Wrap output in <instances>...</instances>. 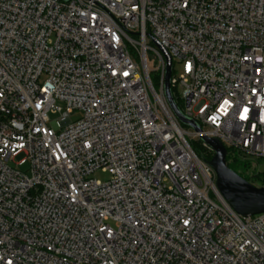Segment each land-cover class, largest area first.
Listing matches in <instances>:
<instances>
[{
	"label": "built area",
	"instance_id": "obj_1",
	"mask_svg": "<svg viewBox=\"0 0 264 264\" xmlns=\"http://www.w3.org/2000/svg\"><path fill=\"white\" fill-rule=\"evenodd\" d=\"M202 137L264 160V0H0V264H264Z\"/></svg>",
	"mask_w": 264,
	"mask_h": 264
},
{
	"label": "water",
	"instance_id": "obj_2",
	"mask_svg": "<svg viewBox=\"0 0 264 264\" xmlns=\"http://www.w3.org/2000/svg\"><path fill=\"white\" fill-rule=\"evenodd\" d=\"M171 77L172 66L168 62L164 83V93L168 105L183 126L201 133L200 126L184 116L176 104L172 95ZM201 142L214 153L212 159L207 163L216 173V186L223 199L237 214L244 218L263 214L264 187L257 188L253 186L228 167V152L221 142L208 137H202Z\"/></svg>",
	"mask_w": 264,
	"mask_h": 264
},
{
	"label": "rangeland",
	"instance_id": "obj_3",
	"mask_svg": "<svg viewBox=\"0 0 264 264\" xmlns=\"http://www.w3.org/2000/svg\"><path fill=\"white\" fill-rule=\"evenodd\" d=\"M151 47H155L153 43L150 44ZM148 57L151 58L149 60V65L151 69H154L157 66V61H154L153 58V54L152 52H149ZM183 74V67L180 64H176L175 66V74L174 76L176 77H180ZM151 79L152 82H154L156 84L157 81V75L156 73H152L151 74ZM81 118V115L79 114H75L72 116V119L74 121L79 120ZM186 129H190L189 127H185ZM197 143V142H194ZM201 153L204 155H209L208 151L201 146ZM25 159V156H19L14 163H11V166L23 173L26 174H30V163L27 162L26 164H24L23 166H17L16 164L20 163L21 161H23ZM249 162H251L252 164H255L257 169H251V170H246L244 169V176L248 178L249 183H251L252 185H255L256 187H261L262 183L261 180L264 177L262 174L259 175L258 173H264V160H254V159H247ZM253 175H255V177H253ZM94 179H97L99 181L102 182H107L108 180H110V175L108 173H104V172H97L94 176Z\"/></svg>",
	"mask_w": 264,
	"mask_h": 264
},
{
	"label": "trees",
	"instance_id": "obj_4",
	"mask_svg": "<svg viewBox=\"0 0 264 264\" xmlns=\"http://www.w3.org/2000/svg\"><path fill=\"white\" fill-rule=\"evenodd\" d=\"M154 86H157V83L155 84L153 82ZM201 146L202 143L201 142H197V143H193L192 144V148L193 150L196 152V154L201 156ZM213 157V156H212ZM212 159V158H211ZM227 164L228 167L230 169H232L237 175H239L241 178H243L244 180L248 181V178L244 176V169L246 170H253V166L249 163L246 162H242L237 155H235L234 152H232L230 149L228 150V154H227ZM264 176V173L262 174ZM264 180V177H263Z\"/></svg>",
	"mask_w": 264,
	"mask_h": 264
},
{
	"label": "snow or ice",
	"instance_id": "obj_5",
	"mask_svg": "<svg viewBox=\"0 0 264 264\" xmlns=\"http://www.w3.org/2000/svg\"><path fill=\"white\" fill-rule=\"evenodd\" d=\"M225 103H227V101ZM248 111L247 108L244 109L243 113L240 115L241 120H246L248 118ZM185 223H187V221H185ZM9 264H11V262H9Z\"/></svg>",
	"mask_w": 264,
	"mask_h": 264
}]
</instances>
